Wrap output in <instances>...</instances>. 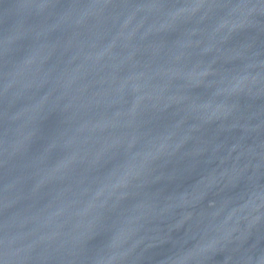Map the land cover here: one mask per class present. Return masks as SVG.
I'll list each match as a JSON object with an SVG mask.
<instances>
[{"label":"water","instance_id":"obj_1","mask_svg":"<svg viewBox=\"0 0 264 264\" xmlns=\"http://www.w3.org/2000/svg\"><path fill=\"white\" fill-rule=\"evenodd\" d=\"M0 264H264V0H0Z\"/></svg>","mask_w":264,"mask_h":264}]
</instances>
